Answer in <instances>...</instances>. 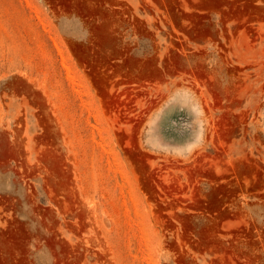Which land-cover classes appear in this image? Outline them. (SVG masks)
I'll list each match as a JSON object with an SVG mask.
<instances>
[{"label": "rangeland", "instance_id": "obj_1", "mask_svg": "<svg viewBox=\"0 0 264 264\" xmlns=\"http://www.w3.org/2000/svg\"><path fill=\"white\" fill-rule=\"evenodd\" d=\"M0 264H264V0H0Z\"/></svg>", "mask_w": 264, "mask_h": 264}]
</instances>
